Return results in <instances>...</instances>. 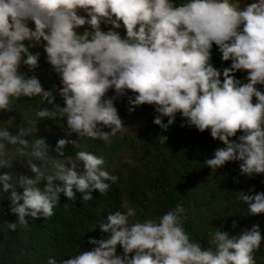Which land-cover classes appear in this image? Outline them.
<instances>
[{"label":"clouds","instance_id":"9594fccd","mask_svg":"<svg viewBox=\"0 0 264 264\" xmlns=\"http://www.w3.org/2000/svg\"><path fill=\"white\" fill-rule=\"evenodd\" d=\"M213 44L223 61H231L222 72L210 62ZM39 46L59 75L65 106L35 111L27 127L0 126V188L10 193V211L18 217V223L7 224L10 230L26 227L29 216L52 217L61 193L75 200V188L88 202L91 192L103 195L118 182L105 170L102 156L77 151L66 167L63 149L76 142L60 139L57 158L34 133L38 121L66 117L69 134L108 141L125 129L114 101L127 91L135 94L129 110L155 106L153 123L165 131L178 113L187 126L201 133L210 129L211 137L225 145L205 160L213 171L239 161L242 175L264 174V92L256 87L264 85V0L244 5L241 0H0V112L13 111L22 97L54 104L37 77L21 72L23 66H38L40 53L30 49ZM241 70L247 72L246 83L234 76ZM110 89L115 95L105 98ZM238 131L243 132L238 142L230 141ZM17 161L26 163L34 177L17 176L12 171ZM77 162L83 163V173L76 170ZM41 181H46L43 189ZM239 194L249 215L264 213V193ZM185 213L182 203L144 221L130 222L134 208L109 213L99 224L108 238L90 239L91 250L61 264H256L253 252L262 239L258 225L232 238L217 229L205 247L185 230ZM117 245L123 256L116 255ZM47 264L57 261L49 258Z\"/></svg>","mask_w":264,"mask_h":264},{"label":"trees","instance_id":"16d2710c","mask_svg":"<svg viewBox=\"0 0 264 264\" xmlns=\"http://www.w3.org/2000/svg\"><path fill=\"white\" fill-rule=\"evenodd\" d=\"M29 27L34 29V24L29 23ZM101 27L106 31L109 26ZM118 31L122 37L125 35L123 28ZM30 51L33 54L40 53L38 66L34 70L23 66L21 72L29 77H37L43 88L52 93L55 101L54 104H48L46 101L42 103L39 97H22L13 111L0 112V122L14 118L10 124L0 125L13 131L18 125L27 127L28 121L35 118V111L42 108L51 110L57 105L65 106L59 95L62 87L59 75L47 63L43 47ZM211 57V64L221 72L231 66V61L222 60V54L215 44ZM234 76L247 82V72L243 70L235 72ZM256 87L264 92V85ZM114 95L115 90L110 89L105 98ZM134 96V93L127 91L126 95L114 101L125 129L110 136L108 141L69 134L66 117L63 120L43 119L37 122L34 137L45 139L50 146L49 155L60 158L55 151L60 139L76 142L67 144L63 149L62 159L66 167H71L68 158H74L77 151H89L102 156L105 170L119 179L103 195L98 191L91 192L93 199L88 202L82 200V194L75 188V200H68L61 193L52 217H26L28 225H18L15 231L7 226L8 223H18L17 215L10 211V193H4L0 188V264H47L49 258L61 264L79 252L91 250L93 245L88 242L90 239L108 238L109 234L102 233L99 224L106 220L109 213L118 210L126 212L127 208H134L136 215L130 218V222L144 221L159 218L178 203H182L186 209L185 230L192 239L205 247L209 246V233L217 229L232 238L258 225L262 239L260 248L253 252V256L256 264H264V213L249 215L247 205L239 194L264 193V174H253L251 177L242 175L239 161L228 162L213 171L205 165V160L212 158L214 151L225 145L211 137L210 129L201 133L194 126H187L178 113L174 123L165 131L153 123L158 115L155 106L145 104L129 110L131 105L128 100ZM163 123L167 124L166 117ZM103 131L110 133L111 129L104 127ZM241 135L243 132L238 131L230 141L238 142ZM162 137H167L164 143H161ZM126 153L132 156L128 161L124 160ZM36 163L40 166L39 161ZM76 170L83 173L82 162H77ZM12 171L17 176L23 174L29 178L34 177L26 163L20 161L16 162ZM54 183L62 186L60 181ZM45 186L46 181H41L39 187L43 189ZM17 191L22 193V189L18 188ZM116 255H124L119 245Z\"/></svg>","mask_w":264,"mask_h":264},{"label":"rangeland","instance_id":"374dc122","mask_svg":"<svg viewBox=\"0 0 264 264\" xmlns=\"http://www.w3.org/2000/svg\"><path fill=\"white\" fill-rule=\"evenodd\" d=\"M251 2H253V0H241V3H242V5H244V4H248V3H251ZM130 155V153H126L125 155H124V160H130V158L132 157V156H129ZM110 169H112V166H110L109 167ZM108 168V169H109Z\"/></svg>","mask_w":264,"mask_h":264}]
</instances>
